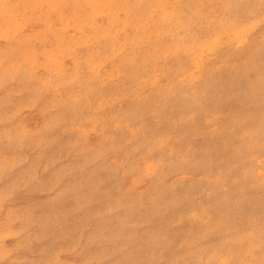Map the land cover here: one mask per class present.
I'll return each mask as SVG.
<instances>
[{"label": "rangeland", "instance_id": "obj_1", "mask_svg": "<svg viewBox=\"0 0 264 264\" xmlns=\"http://www.w3.org/2000/svg\"><path fill=\"white\" fill-rule=\"evenodd\" d=\"M0 264H264V0H0Z\"/></svg>", "mask_w": 264, "mask_h": 264}]
</instances>
